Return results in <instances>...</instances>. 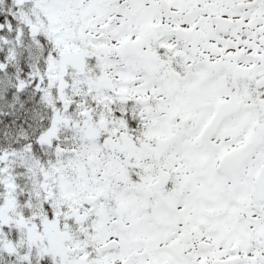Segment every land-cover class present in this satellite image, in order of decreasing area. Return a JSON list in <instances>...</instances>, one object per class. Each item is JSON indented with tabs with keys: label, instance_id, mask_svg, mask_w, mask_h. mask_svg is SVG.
Returning a JSON list of instances; mask_svg holds the SVG:
<instances>
[{
	"label": "snow or ice",
	"instance_id": "6c2138e0",
	"mask_svg": "<svg viewBox=\"0 0 264 264\" xmlns=\"http://www.w3.org/2000/svg\"><path fill=\"white\" fill-rule=\"evenodd\" d=\"M0 264H264V0H0Z\"/></svg>",
	"mask_w": 264,
	"mask_h": 264
}]
</instances>
